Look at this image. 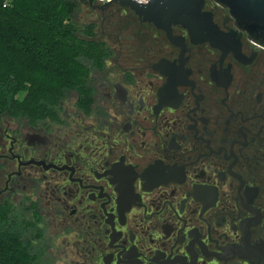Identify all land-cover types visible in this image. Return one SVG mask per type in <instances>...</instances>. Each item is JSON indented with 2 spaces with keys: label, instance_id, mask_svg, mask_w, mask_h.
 Returning <instances> with one entry per match:
<instances>
[{
  "label": "flooded vegetation",
  "instance_id": "1",
  "mask_svg": "<svg viewBox=\"0 0 264 264\" xmlns=\"http://www.w3.org/2000/svg\"><path fill=\"white\" fill-rule=\"evenodd\" d=\"M101 7L93 8L96 35L92 40L103 44L106 51L102 64L94 67L85 61L88 72L80 86L64 91L53 108V117L35 122L6 117L0 123V198L16 201L26 193L32 197L29 206L34 208L38 232L36 243L30 241L38 256L37 264H136L118 260L123 250L119 257L124 261L139 259L141 264H157L152 258L160 250L165 257L158 262L167 260L173 251L169 260L182 256L191 264L187 247L195 239L203 242L208 251L219 254L225 251L217 245L244 248L245 233L240 224L257 216L241 205V181L228 172L235 160L229 159L234 143L232 151L238 160L231 171L245 183L240 196L262 214L257 225L248 226L249 245L264 242V48L241 33V54L248 59L252 52L257 55L245 64L235 58L233 50L227 53L221 72L231 64L232 80L225 90L210 76L211 67L219 62L223 51L212 47L210 41L192 43L187 29L173 27L171 35L183 38L185 50L190 51L183 66L184 70L191 69L187 79L195 83V96L203 98L198 100V107L192 86L177 85L178 95H184L179 106L162 105L157 114L153 107L159 105L158 91L168 83L169 76L154 70L153 64L162 59L171 63L179 60L181 45L173 43L165 31L143 23L129 9L118 5L104 10ZM203 12L212 14L219 32L226 35L230 30L239 31L229 11L213 0H206ZM225 18L230 20L224 23ZM67 93L70 97L64 103ZM22 121L24 126L20 127ZM195 121L198 133L188 129ZM241 127L250 131L242 128L246 146L236 143H245ZM199 138L210 140V148ZM220 148H224L221 153ZM121 156L124 166L134 167L137 177L132 182L133 193L140 196L142 204L130 203L129 211L124 210V224L118 220V181L111 183L107 179L113 178L110 173L99 179L95 175L112 170L114 163H121ZM30 160L58 168L66 165L74 173L71 175L67 168L44 169L43 164L28 163ZM157 160L164 166L186 165L183 185L170 181L151 191L143 190L146 180L141 176L149 165L155 167ZM70 175L71 179L82 180L83 187H102V194L106 193L110 201L107 196L98 197L101 189L83 188L79 181H71ZM194 184L217 188L216 202L202 215L204 204L195 199ZM105 202V212L114 216L115 233L121 232L112 245L125 249L109 246L113 230L106 222L111 216L101 207ZM208 224L210 237L218 244L210 241ZM130 230L135 236L132 241ZM132 244L142 254L123 258ZM194 252L196 264H252L249 258L236 253L227 260L205 256L198 242L194 243ZM263 262L261 259L258 264Z\"/></svg>",
  "mask_w": 264,
  "mask_h": 264
},
{
  "label": "water",
  "instance_id": "2",
  "mask_svg": "<svg viewBox=\"0 0 264 264\" xmlns=\"http://www.w3.org/2000/svg\"><path fill=\"white\" fill-rule=\"evenodd\" d=\"M213 2L218 7L227 9L229 11L230 17L234 20V24L239 31L234 32L229 29L231 32L226 35L223 32H219L217 26L212 21V14L208 12H203L205 5H206V0H150L147 4H140L134 0H111L110 2L104 4L101 8H99V9L104 10L112 5H118L121 8L129 9L136 16H138L139 19L143 23L152 24L157 29L165 31L167 33V36L173 43H175L177 46L181 45L182 52H181L179 60H175L174 63H171L170 61L162 59L159 61L158 64L157 63L153 64L154 70H158L160 71L161 74L169 76L168 83L164 85L162 88H159V91H158L159 105H154L153 107V109L155 110V113L158 114V112L162 108V105H171L174 107L179 106L184 95L183 94L178 95V92L176 90L177 85H191L192 93H193V88L195 87V83L187 79L188 75L191 74V69L184 70L183 68L184 64L190 57V51L185 50L184 48L185 45L183 44V41H184L183 38L173 37L171 35L173 27L182 26L183 28L187 29L191 35L192 43H198V42L201 43L203 41H210L212 47L219 48L223 51L222 57L219 60V62H217L215 65L211 67L210 76L212 80L217 83V86L219 87L223 86L225 90L232 80V76L230 75L231 64H228V67L226 69H223V73L221 72V65L227 53L230 50H233V54L235 58H237L240 62L245 63V64L250 63L257 55V53L252 52L251 58L248 59L241 54L240 52L241 43L239 42L241 33H245L247 35V38L250 41L264 48V0H213ZM87 3L92 8L99 7L94 4L93 0H88ZM228 20L230 19L225 18L224 23H227ZM193 95L195 96L194 93ZM195 97L198 98L196 100V104L199 107L198 100H201L203 96L199 95ZM187 116L191 120H194L189 115ZM256 117H262V116H256ZM248 119H252V118H248ZM195 125H196V121L194 125L188 126V129H196L194 128ZM242 128L244 127H241L239 131L242 134V136L245 138V143H241V142H236V143H240L243 146H246L248 144L247 138H246V135L243 133ZM244 129L247 130L246 128ZM247 131L250 133L249 130ZM260 132L261 130L259 131V133ZM197 133H198V130H197ZM259 133L256 136H258ZM196 135H195V138H196ZM6 137H9V136L6 135ZM199 139H202V138H199ZM203 141L207 142V148H210L208 147L210 140H207V141L203 140ZM234 144H232L231 146V156L229 157V159L231 157H234L235 160L232 163V165L229 166L228 172L241 181V186L238 190V197L240 199L241 205L244 208L251 211L252 213H254L257 217L245 219L240 224L241 230L243 231V233H245L244 238H242L244 248H241V246H238L236 244H231V245L228 244V246H225V247H219L217 245V248L225 251L224 254H219V253H214L212 251H208L207 247L199 239L192 240L189 246L187 247L189 253L191 254V264H196V260H197V254L194 252L195 242L199 243L202 253L205 256L215 255L220 259L227 260L229 258H233L235 256L234 253H236L238 254L239 257L249 258V261L252 264L254 262L258 264L259 260L261 259L264 260V242H262L261 240L260 241L261 244H257L254 246L249 245L251 233L249 232L248 226L257 225L261 221L262 214L260 213V209L258 210L254 207H250L247 204H245L243 202L242 197L240 196V190L243 188L245 183L239 175L231 171V168L236 164L238 160V158L234 155V152L232 151V147ZM221 149H224V148H220L219 153H221ZM211 153H215V152L211 150ZM219 153H216V154H219ZM200 156H207V155H200ZM13 157H18V156H13ZM225 159L228 160L226 154H225ZM123 160L124 158L123 156H121L120 158L121 163H114L112 166V170H107L103 174L95 172V175L97 176L98 179L101 176H106L108 173H110V174H113V178H107V179H109L111 183H115L118 181V186L115 187V190L119 192V197L116 201H117V210L119 214L118 220L121 224L125 223L124 210L129 211L131 207L130 203L136 204L138 206L142 205L140 196L133 193L134 189L132 186V182L136 179L137 174L135 173L134 167H132V165L124 166ZM29 162H32L38 165L43 164L44 169H47L48 167H53L58 170L67 168L68 170L72 171L71 175L74 173V169L69 168L66 165H64L62 168H58L54 166L53 164L45 165L43 161L35 162L33 160H30L28 161V163ZM28 163L20 162V164H23V165L28 164ZM194 163H191V164H194ZM176 164L173 165L172 167L164 166L162 161L157 160L155 161V167H153L152 165H149L148 169H145L144 173L141 176L142 180H146V183L143 184V190L151 191L153 187H158V185L161 183L168 184L170 181L176 182L179 186L183 185L185 181L184 171H185L186 165L177 167ZM187 165H190V164H187ZM71 175L69 179L71 181H79L80 186H81L82 180L71 179ZM88 187H92L95 189H101L100 193L98 194V197L101 198L103 196H107V198L109 199L106 193L102 194V191H103L102 187H95V186L90 185V186H84L83 188H88ZM193 195L196 200H199L203 202L204 204V209H203V212L201 213L202 215L205 212V210H207L208 207L212 206L216 202L217 197H218V192H217L216 187L194 184ZM107 203L108 202L101 204V207L103 208L104 212H105L104 205ZM145 212H146V206H145L144 216H145ZM105 214L107 216H111L110 218L106 219V222L111 224V227L113 230V232L110 235L111 242L109 246L124 247L122 245H118V246L112 245L113 242L117 241L121 237V232L115 233L113 229L114 223L112 222V219L114 218V216L111 213L107 214L105 212ZM185 225H186V221H185ZM210 228L211 226L209 225L210 241H215L218 244L217 240L211 239ZM181 230L178 231V237H179V232ZM130 233H131L130 239L132 241V239H134L135 236L134 234H132L131 230H130ZM183 241H184V237L182 236L180 242L182 243ZM175 245L176 243L174 244L173 247H175ZM173 247L171 249H173ZM121 252L118 253V260L120 262L141 264V261L139 259H134L131 261L121 260L119 257ZM139 254H142V253L137 252V248L132 244V247L130 248V250L126 252L125 254H123V258H133V257H137ZM172 254H173V251L171 255ZM170 256L167 258V260L158 262L159 259L165 257V253L161 252L160 250H156V256H153L152 261H157V264H162V263L173 264L175 262H180V264H187L185 257L176 256L174 259L169 260ZM145 258L150 259L147 256ZM148 264H154V263H148Z\"/></svg>",
  "mask_w": 264,
  "mask_h": 264
},
{
  "label": "trees",
  "instance_id": "3",
  "mask_svg": "<svg viewBox=\"0 0 264 264\" xmlns=\"http://www.w3.org/2000/svg\"><path fill=\"white\" fill-rule=\"evenodd\" d=\"M82 4L93 10L85 0H14L7 8L0 0V123L4 116L53 117L64 91L80 86L88 72L84 62L102 64L106 51L92 40L94 22L74 21ZM10 220L0 206V264H37L30 239Z\"/></svg>",
  "mask_w": 264,
  "mask_h": 264
},
{
  "label": "rangeland",
  "instance_id": "4",
  "mask_svg": "<svg viewBox=\"0 0 264 264\" xmlns=\"http://www.w3.org/2000/svg\"><path fill=\"white\" fill-rule=\"evenodd\" d=\"M95 10L86 8L83 4L80 6V11L74 15V21L80 25L88 24L95 20L93 13ZM89 40V39H87ZM80 61H85V59H80ZM85 63V62H84ZM27 92L23 91L17 95L18 100H22L26 96ZM68 97L70 94L67 93L66 100L64 103L68 102ZM7 116H4V120ZM2 121V120H1ZM20 127L24 126V121L19 125ZM32 197L28 193L24 194L20 200L10 201L5 200L6 197L0 198V206L4 210L9 211L10 224L15 227H18V230L22 233L25 239H30L32 242L36 243V234L38 232L36 217L34 215V208L29 206L32 203ZM31 200V201H30ZM35 253L36 251L33 250Z\"/></svg>",
  "mask_w": 264,
  "mask_h": 264
},
{
  "label": "built area",
  "instance_id": "5",
  "mask_svg": "<svg viewBox=\"0 0 264 264\" xmlns=\"http://www.w3.org/2000/svg\"><path fill=\"white\" fill-rule=\"evenodd\" d=\"M13 1L14 0H2V6L4 8H7L12 4ZM85 1L88 2V0H85ZM110 1L111 0H93L94 4L97 6H100V5L103 6L104 4H106ZM134 1H136L137 3H140V4H147L150 0H134Z\"/></svg>",
  "mask_w": 264,
  "mask_h": 264
}]
</instances>
